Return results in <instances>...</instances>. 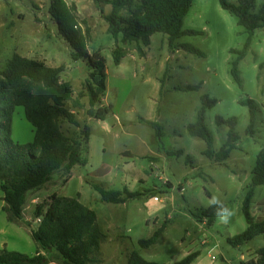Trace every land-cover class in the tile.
<instances>
[{"label": "rangeland", "instance_id": "374dc122", "mask_svg": "<svg viewBox=\"0 0 264 264\" xmlns=\"http://www.w3.org/2000/svg\"><path fill=\"white\" fill-rule=\"evenodd\" d=\"M50 1L0 0V72L15 55L62 69L60 81L73 88L68 106L74 109L82 127L90 130L82 155L86 163L77 165L71 173H56L44 187L31 191L21 219L10 218L0 191V251L30 258L39 251L46 258L45 264H63L56 252L43 251L32 238L40 221L34 218L36 206L50 202L56 194L77 199L96 213L105 239L91 264H128L134 251L159 264H175L193 253H199V257L192 264H241L255 259L264 248V235L240 247H233L229 239L247 229L243 202L257 156L264 148V29L255 31L247 55L239 63V86L230 74L231 63L244 48L249 33L222 8L220 0L194 1L183 30L197 34L185 35L170 46L168 35L156 33L148 47L124 43L122 35L118 40L111 36L106 21L112 12L110 5L95 0H65L69 5L76 4L82 31H90L88 57L79 61L71 57L70 43L48 14ZM226 1L237 4V0ZM263 4L264 0H256L252 14ZM121 14L128 16L127 11ZM182 45L192 46L204 57L186 52ZM118 47L124 50V57L117 66L113 53ZM100 57L107 67L104 105L112 111L105 121L87 114V97L78 99L93 72L91 60ZM204 95L217 100L205 114L216 151L227 140L229 130L227 125L218 126L216 118L237 121L240 141L224 163L205 157L206 143L187 130L196 122ZM248 99L257 105L254 135L247 134L249 108L241 104ZM77 100L81 108L75 107ZM143 121L162 127L160 140L156 129ZM69 128L63 125L64 130ZM33 138L34 129L24 109L17 107L13 139L27 144ZM94 184L119 191L124 197L126 190L142 196L121 204L106 203ZM214 196L227 206L228 213L221 215L227 219L219 218L207 226L198 217L211 206L209 201ZM251 213L257 222L264 220V186L255 189ZM161 228L164 231L156 244L149 248L139 245L140 240L151 238Z\"/></svg>", "mask_w": 264, "mask_h": 264}, {"label": "trees", "instance_id": "16d2710c", "mask_svg": "<svg viewBox=\"0 0 264 264\" xmlns=\"http://www.w3.org/2000/svg\"><path fill=\"white\" fill-rule=\"evenodd\" d=\"M97 3L110 5L112 12L106 17L109 33L122 42H136L150 46L151 37L156 33L169 36V44L185 35H195V31H185L183 26L195 0H95ZM224 10L237 18L238 24L248 33L249 38L244 48L238 52L237 59L231 63L230 74L241 86L238 66L249 49L251 39L258 29H264V4L256 14V0H237L231 4L220 0ZM128 12L124 17L121 13ZM55 21L60 35L70 43L74 61L88 57L87 42L89 30L85 32L79 27L78 9L76 4L69 5L65 0H51L49 13ZM186 52L204 57L201 51L189 45L180 46ZM142 54V49L139 47ZM124 57V50L116 48L113 53L114 63L118 66ZM93 72L84 83L85 91L78 99L88 98L87 114L100 121H105L112 112L111 107L104 105L107 92V67L104 58L91 60ZM61 68H51L35 60L15 55L6 68L0 72V191L6 203L4 208L11 219H21L28 194L48 184L53 175L59 172L71 173L77 165H84L83 150L89 141L88 126L82 127L77 120L76 112L68 106L72 100L73 88L68 82H61ZM191 87L188 89H197ZM202 105L195 123L187 126L188 133L206 143L204 156L217 163H224L231 153L237 149L240 136L236 132L235 118H216L218 126L229 127L227 140L220 150L213 147L214 137L205 124L206 111L217 104L216 99L208 95L201 98ZM241 104L249 108L250 121L248 135H254L257 120V105L253 100H242ZM75 107H82L75 101ZM17 107L24 109L26 120L34 129L32 142L21 144L13 139V115ZM157 131V139L162 137V127L151 121H143ZM66 124L70 127L63 129ZM180 154V153H179ZM190 160L191 158L188 157ZM170 187L171 184H168ZM264 186V148L259 152L252 171V182L243 202V214L247 229L240 235L229 239L233 247L264 235V220L257 222L251 213V201L255 189ZM103 202L111 204L125 203L129 199L142 196L139 193L125 191L126 197L119 191H108L102 185L94 184ZM152 192V191H150ZM153 197H156L154 195ZM222 209H226L222 210ZM220 216L228 213L223 203L211 205L201 211L198 220L207 226L214 225ZM34 218L39 221L37 230L32 232L33 240L43 251H54L63 264H91L93 257L101 251V243L105 235L97 223L96 213L80 203L77 199L59 197L53 194L50 202L36 206ZM164 228L157 230L147 240H140L142 248L156 244ZM199 253L189 254L175 264H192ZM46 258L39 251L35 257H27L17 252L0 251V264H45ZM128 264H159L147 261L136 251L132 252ZM241 264H264V248L260 249L255 259Z\"/></svg>", "mask_w": 264, "mask_h": 264}, {"label": "clouds", "instance_id": "9594fccd", "mask_svg": "<svg viewBox=\"0 0 264 264\" xmlns=\"http://www.w3.org/2000/svg\"><path fill=\"white\" fill-rule=\"evenodd\" d=\"M209 203H210V205H220V201L218 200V198L217 197H212V199L209 201ZM222 210H225L226 211V209H222ZM217 216L220 218V219H222V220H226L227 219V217H223V216H220V211H217Z\"/></svg>", "mask_w": 264, "mask_h": 264}, {"label": "built area", "instance_id": "2783aa9c", "mask_svg": "<svg viewBox=\"0 0 264 264\" xmlns=\"http://www.w3.org/2000/svg\"><path fill=\"white\" fill-rule=\"evenodd\" d=\"M213 259H214V257H213Z\"/></svg>", "mask_w": 264, "mask_h": 264}]
</instances>
